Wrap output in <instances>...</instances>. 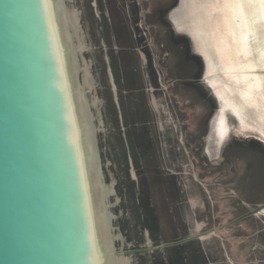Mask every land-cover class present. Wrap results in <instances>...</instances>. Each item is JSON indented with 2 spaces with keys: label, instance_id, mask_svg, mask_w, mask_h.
Wrapping results in <instances>:
<instances>
[{
  "label": "water",
  "instance_id": "obj_1",
  "mask_svg": "<svg viewBox=\"0 0 264 264\" xmlns=\"http://www.w3.org/2000/svg\"><path fill=\"white\" fill-rule=\"evenodd\" d=\"M167 19L217 105L208 158L264 148V0H176ZM210 231L192 229L131 1L0 0V264H204Z\"/></svg>",
  "mask_w": 264,
  "mask_h": 264
},
{
  "label": "rangeland",
  "instance_id": "obj_2",
  "mask_svg": "<svg viewBox=\"0 0 264 264\" xmlns=\"http://www.w3.org/2000/svg\"><path fill=\"white\" fill-rule=\"evenodd\" d=\"M130 1L192 229L194 234L213 231L195 238L203 263L264 264V208L262 214L241 218L264 203V148L236 143L218 158H208L205 147L217 105L189 40L167 19L176 0ZM191 58L196 59V68L188 61ZM186 187L194 189L196 207L189 205Z\"/></svg>",
  "mask_w": 264,
  "mask_h": 264
},
{
  "label": "crops",
  "instance_id": "obj_3",
  "mask_svg": "<svg viewBox=\"0 0 264 264\" xmlns=\"http://www.w3.org/2000/svg\"><path fill=\"white\" fill-rule=\"evenodd\" d=\"M176 26V25H175ZM176 28L178 29V30H181V29H179L177 26H176ZM156 78H157V76H156ZM213 120V119H212ZM211 124H212V122H211ZM207 138H208V136H207ZM220 155V154H219ZM219 157V156H218ZM218 157H215V158H218ZM180 184H181V182H180ZM186 189H187V187H186ZM188 190V192L186 193V198H188V202H189V205L192 207V206H194V207H196V205H197V203H196V205H194V203H192V202H196L197 200H195V195L194 194H192V191L194 190H192V187L191 188H188L187 189ZM187 202V203H188ZM192 203V204H191ZM258 214V213H257ZM259 214H262L261 212H259ZM213 232H209L207 235H211ZM205 237H207V236H205ZM204 250V249H203ZM204 264H207V263H204ZM208 264H225L224 262H221V261H216V262H208Z\"/></svg>",
  "mask_w": 264,
  "mask_h": 264
},
{
  "label": "flooded vegetation",
  "instance_id": "obj_4",
  "mask_svg": "<svg viewBox=\"0 0 264 264\" xmlns=\"http://www.w3.org/2000/svg\"><path fill=\"white\" fill-rule=\"evenodd\" d=\"M168 35V34H167ZM170 48V47H169ZM168 47H167V50L169 49ZM179 48V47H178ZM192 59V58H191ZM188 59V61L191 63V64H194V66H195V68H196V64H195V61H196V59ZM188 62V63H189ZM197 62V61H196ZM195 68L193 67V69H194V71H195ZM196 92L198 93V95L199 96H201V94H199V92L196 90Z\"/></svg>",
  "mask_w": 264,
  "mask_h": 264
},
{
  "label": "bare ground",
  "instance_id": "obj_5",
  "mask_svg": "<svg viewBox=\"0 0 264 264\" xmlns=\"http://www.w3.org/2000/svg\"><path fill=\"white\" fill-rule=\"evenodd\" d=\"M174 11H175V10H174ZM174 11L171 12L170 16H171V19H172L173 23L175 24ZM175 25L177 26V24H175ZM179 29H180V28H179ZM218 156H219V155H218ZM218 156H217V157H218Z\"/></svg>",
  "mask_w": 264,
  "mask_h": 264
},
{
  "label": "trees",
  "instance_id": "obj_6",
  "mask_svg": "<svg viewBox=\"0 0 264 264\" xmlns=\"http://www.w3.org/2000/svg\"><path fill=\"white\" fill-rule=\"evenodd\" d=\"M176 2V1H175Z\"/></svg>",
  "mask_w": 264,
  "mask_h": 264
}]
</instances>
